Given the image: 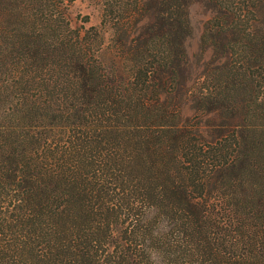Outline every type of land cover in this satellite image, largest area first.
Segmentation results:
<instances>
[{
    "label": "trees",
    "instance_id": "16d2710c",
    "mask_svg": "<svg viewBox=\"0 0 264 264\" xmlns=\"http://www.w3.org/2000/svg\"><path fill=\"white\" fill-rule=\"evenodd\" d=\"M192 1L0 0V264H264V0L193 76Z\"/></svg>",
    "mask_w": 264,
    "mask_h": 264
},
{
    "label": "rangeland",
    "instance_id": "374dc122",
    "mask_svg": "<svg viewBox=\"0 0 264 264\" xmlns=\"http://www.w3.org/2000/svg\"><path fill=\"white\" fill-rule=\"evenodd\" d=\"M102 0H74L69 9V16L73 27L99 26L101 19ZM211 16V5L204 0H193L188 7V19L191 34L185 41V51L189 64L191 76L196 69L201 70L203 63L211 58L209 50L203 51L201 48V35L206 21ZM86 22V23H85ZM112 32L109 29L103 30L105 44L107 45ZM103 62H107L108 53H100Z\"/></svg>",
    "mask_w": 264,
    "mask_h": 264
}]
</instances>
